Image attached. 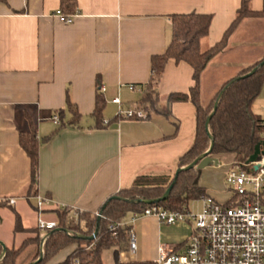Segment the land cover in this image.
Listing matches in <instances>:
<instances>
[{"label":"crops","instance_id":"crops-1","mask_svg":"<svg viewBox=\"0 0 264 264\" xmlns=\"http://www.w3.org/2000/svg\"><path fill=\"white\" fill-rule=\"evenodd\" d=\"M61 1L0 3V241L6 248H18L35 235L31 229L38 195L51 199L42 211L46 219H57L56 210L63 205L94 215L134 176L175 171L194 139L196 107L190 101L169 102L167 96L188 91L193 69L169 61L155 93L144 99L151 56L163 53L170 40L169 15L211 14L208 34L200 41L206 50L222 39L241 5V0H71L76 16L66 24L54 15ZM250 7L260 11L263 0H250ZM260 30L261 16L237 24L225 48L201 73L202 104L241 69L264 57ZM212 74L213 89L206 93L205 82ZM100 85L105 87L102 92ZM262 91L252 104L260 116ZM98 94L104 101L99 125L93 115ZM118 107L141 110L144 117L117 118ZM54 115L60 124L54 123ZM29 122L39 141L34 184L29 157L19 143V133L29 129ZM214 157L218 164L200 169L199 184L224 203L233 194L224 176L235 163L230 154ZM223 185L224 194L219 192ZM11 196L17 198V208L1 200ZM130 227L135 252L111 246L101 254L104 264L154 262L159 245L180 250L193 230L189 222L168 225L153 216L139 217ZM76 246L63 248L45 264L64 260ZM38 251L39 243L27 244L17 263L24 257L30 264Z\"/></svg>","mask_w":264,"mask_h":264},{"label":"trees","instance_id":"trees-1","mask_svg":"<svg viewBox=\"0 0 264 264\" xmlns=\"http://www.w3.org/2000/svg\"><path fill=\"white\" fill-rule=\"evenodd\" d=\"M0 3H7V0H0ZM74 7V2L71 0L61 1L63 12L71 13ZM259 16L264 17V0L260 11L251 9L250 0H241L235 18L224 32L222 39L206 50L201 49L200 41L208 34L211 14L190 12L168 16L170 40L163 53L151 56V76L147 84L148 93L144 99H148L155 93L169 61L185 62L192 67V82L188 91L173 92L167 96L169 102L190 101L196 107L194 139L189 149L178 158L175 170L200 158L211 144H213L211 156L230 154L233 156L234 165L242 167L254 152L255 147L262 142L261 117L253 112L252 104L264 87V63L251 75H244L263 61L264 57L241 69L233 78L226 81L207 104H202L200 99V76L208 62L225 48L229 35L243 18ZM215 103L217 107L206 127L207 117L212 113ZM103 108V97L98 94L93 112L97 125L103 121ZM119 115L117 114L116 117L118 118ZM19 143L29 157L31 183L34 184L38 169L39 141L32 122H29L27 131L19 133ZM174 172L145 173L134 176L127 187L121 188L99 208L105 218H98L89 212H81L78 215V222L73 224L67 209H57V229L49 232L44 242L42 256L38 251L30 263L41 256V259L33 264H44L60 250L73 243H76V248L64 260L55 264H75L76 261L78 264H104L101 259L103 250L111 246L128 250V227H117L112 231L108 228L109 224L124 220L129 212L142 211L150 205L145 203V200L159 199L172 183ZM199 176L200 169L195 167L181 171L169 195L154 204L172 210H188L190 201L208 196L199 184ZM242 199L232 194L231 199L222 204L235 206L242 202ZM31 232L35 235L26 239L18 248H6L2 252L0 245V264H18L17 259L23 248L28 243H39L40 231L34 228ZM119 264H155V262L129 260Z\"/></svg>","mask_w":264,"mask_h":264},{"label":"built area","instance_id":"built-area-1","mask_svg":"<svg viewBox=\"0 0 264 264\" xmlns=\"http://www.w3.org/2000/svg\"><path fill=\"white\" fill-rule=\"evenodd\" d=\"M54 15L66 24L72 23L76 16L75 13L67 14L62 9H57ZM98 90L104 91V85H100ZM262 97L264 99V90ZM113 102L120 104L118 97H115ZM118 114L126 117H144L141 110H123L120 107ZM260 117V126L263 129L262 141H264V105ZM53 121L60 124L58 115L53 116ZM253 166L257 168L253 169ZM224 181L234 195L243 198L242 202L235 206H227L210 196H204L200 198L202 208L197 213L189 210H172L153 203L140 212H131L128 220L110 223L108 228L114 231L117 227H128V250L134 253L136 236L130 223L135 219L153 216L159 222L168 225L178 222L191 223L193 230L182 248L175 250L168 244L159 245L155 264H264V154L258 155L252 162H246L242 167L235 166L229 169ZM1 200L17 208L16 197H3ZM50 202L51 199L48 197L39 195L36 197L35 228L41 234L39 252H43L49 232L58 226L57 219H46L42 212ZM61 209L69 211V219L73 224L78 222L81 211L75 206L63 205ZM94 216L105 218L100 211H96ZM75 263L78 264V261Z\"/></svg>","mask_w":264,"mask_h":264},{"label":"water","instance_id":"water-1","mask_svg":"<svg viewBox=\"0 0 264 264\" xmlns=\"http://www.w3.org/2000/svg\"><path fill=\"white\" fill-rule=\"evenodd\" d=\"M263 63H264V60L261 61V62H259V64H258L256 67H254L250 72H248V73H247L246 75H244V76H248V75H251L252 73H254L255 70H256L259 66H261ZM216 107H217V103L214 104V108H213L212 113L207 117V120H206V127H207V124H208V122H209L211 116L213 115V113H214ZM212 146H213V144L210 145V147L207 149V151H206V152H205L200 158L196 159L195 161H193V162L190 163L189 165H187V166H185V167L177 168V169L175 170V172H174V177H173L172 183L169 185V187L166 189V191L164 192V194H163L159 199H155V200H145L144 202L147 203V204H152V203H154V202H158V201H160V200H164V199L169 195L170 190H171V188H172V185H173L174 182L176 181V178H177L178 174H179L181 171L188 170V169L193 168V167H195L196 169H202V168H204L205 166H207V165L210 164V163H213V164L217 165V164H218V159H217L216 157L210 155V151H211V149H212ZM260 154H264V141H262L261 145L259 144V145H257V146L255 147L254 152L252 153V155H250V157H249V159L247 160V162H252V161L256 160V158H257L258 155H260ZM256 168H257V166H253V169H256ZM56 229H57V228H55V229H53V230H56ZM0 245L2 246V252H4L5 249H6L5 245H4L1 241H0ZM42 253H43V252L40 251L41 256H42ZM41 256H40L37 260L33 261V262L30 263V264H33V263L38 262V261L41 259Z\"/></svg>","mask_w":264,"mask_h":264},{"label":"rangeland","instance_id":"rangeland-1","mask_svg":"<svg viewBox=\"0 0 264 264\" xmlns=\"http://www.w3.org/2000/svg\"><path fill=\"white\" fill-rule=\"evenodd\" d=\"M257 38H260V39H263L264 40V30H260L259 32V35L257 36ZM215 75L212 74V76L209 77V79L205 82V89L204 91L207 93L209 91H211V89H213V82H212V78L214 77ZM216 78V77H215ZM215 78H214V81H215ZM211 79V80H210ZM258 101H256V105L258 104L257 103ZM255 108V107H254ZM256 110V109H255ZM225 186L223 185V188L219 191L220 193L222 192L224 194V188ZM202 208V199H198V200H192L190 201V204H189V210L192 212V213H197L201 210ZM30 244V243H28ZM38 253V252H37ZM113 253V250H111L110 252H108V254H112ZM25 258L23 257L22 258V264H25ZM46 263V262H45ZM44 263V264H45Z\"/></svg>","mask_w":264,"mask_h":264}]
</instances>
